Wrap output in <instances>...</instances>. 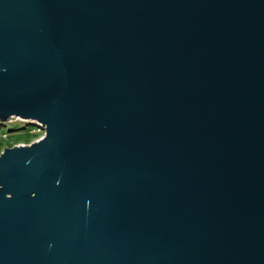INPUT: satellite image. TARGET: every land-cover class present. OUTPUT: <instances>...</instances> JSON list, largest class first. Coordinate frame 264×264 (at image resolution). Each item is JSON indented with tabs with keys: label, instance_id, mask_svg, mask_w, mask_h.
Returning a JSON list of instances; mask_svg holds the SVG:
<instances>
[{
	"label": "water",
	"instance_id": "obj_1",
	"mask_svg": "<svg viewBox=\"0 0 264 264\" xmlns=\"http://www.w3.org/2000/svg\"><path fill=\"white\" fill-rule=\"evenodd\" d=\"M0 264H264V0H0Z\"/></svg>",
	"mask_w": 264,
	"mask_h": 264
},
{
	"label": "trees",
	"instance_id": "obj_2",
	"mask_svg": "<svg viewBox=\"0 0 264 264\" xmlns=\"http://www.w3.org/2000/svg\"><path fill=\"white\" fill-rule=\"evenodd\" d=\"M10 120L13 121L12 118ZM11 121L8 120L5 123H0V135L3 133H6L7 135L5 136V138H7L8 140V144L4 146L2 138L0 137V151L2 150L3 147L12 146L16 143V141H14L13 139H10L11 136H14L16 134H21V135H24L26 139L28 140L30 137L29 134L31 130L34 129L33 125H31L32 123H24V121H21V120H17V122L11 123ZM16 123L19 124L18 127L16 128L11 127L12 125ZM3 127L7 128V131L2 130ZM8 135L10 136L8 137Z\"/></svg>",
	"mask_w": 264,
	"mask_h": 264
},
{
	"label": "rangeland",
	"instance_id": "obj_3",
	"mask_svg": "<svg viewBox=\"0 0 264 264\" xmlns=\"http://www.w3.org/2000/svg\"><path fill=\"white\" fill-rule=\"evenodd\" d=\"M12 120L13 121H11V120H9V121H11V123H15V122H17V120H21V121H24V123H32V122H29V121H26V120H22V119H19V118H12ZM31 125H33L34 129L31 130V132L29 134L30 137H29L28 140L26 139V137L24 135H21V134H16L14 136H11L10 139H13L14 141H16L15 144H29V143H31L33 141H36V140L40 139L44 135V132H45L44 129H42L41 127H39L36 124H31ZM18 126H19V124L16 123V124L12 125L11 127L16 128ZM2 130L7 131V128L3 127ZM6 135H7L6 133H3V134L0 135V137L2 138V141H3L4 146L6 144H8V140H7V138H5ZM9 136L10 135H8V137ZM4 148L5 147H3L2 150Z\"/></svg>",
	"mask_w": 264,
	"mask_h": 264
}]
</instances>
